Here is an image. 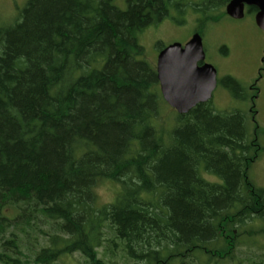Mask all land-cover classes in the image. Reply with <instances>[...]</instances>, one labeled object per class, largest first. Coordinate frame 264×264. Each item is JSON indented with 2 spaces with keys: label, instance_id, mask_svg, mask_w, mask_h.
<instances>
[{
  "label": "trees",
  "instance_id": "16d2710c",
  "mask_svg": "<svg viewBox=\"0 0 264 264\" xmlns=\"http://www.w3.org/2000/svg\"><path fill=\"white\" fill-rule=\"evenodd\" d=\"M169 8L27 0L11 21L0 12V264H264L251 176L261 77L250 94L221 81L252 94L248 112L210 100L160 121L171 106L141 33ZM107 179L120 188L100 204Z\"/></svg>",
  "mask_w": 264,
  "mask_h": 264
},
{
  "label": "rangeland",
  "instance_id": "374dc122",
  "mask_svg": "<svg viewBox=\"0 0 264 264\" xmlns=\"http://www.w3.org/2000/svg\"><path fill=\"white\" fill-rule=\"evenodd\" d=\"M26 1L27 0H0V12L2 19L5 20L4 22L11 21L17 14L18 9H20ZM190 1L198 2L202 0ZM121 5L123 8H126L125 3H122ZM217 12L224 15V11H222L221 8H218L217 11L209 13L216 15ZM193 15L194 14L190 13L189 17L187 18L186 16V18L192 20ZM224 19L225 17L221 18L218 22H209V20L205 21V23L209 22L207 28L208 41L218 38L219 33H221L219 28L222 25L224 26L232 24L233 27L238 30L237 32L246 33L247 35L243 42L233 41V43H235H232L233 50L231 57L234 59V64L233 61H223L221 57L222 54L220 56L214 52L215 50L209 48V50L213 51L210 52V57H212V61L216 63V68L220 78H224L226 75L234 77L250 94V92H252L250 86L254 81H256L257 78H259L258 75L260 67L264 66V30L257 25L255 14L252 12L247 11L243 18L233 19L232 23H229L230 19H228V21ZM191 30L192 24L190 22L181 33H175L169 26L163 27L162 30L155 28L154 25H149L146 27L144 29V32H146L141 33V38H143V41L147 44V49H145L147 60H149L152 65L155 66L157 48L152 45L153 40H157L161 42V44H168L173 40L184 41L190 35ZM238 45L244 47V50H246L244 54L241 52L240 46L238 47ZM242 54L244 56H241ZM258 85L260 90L258 97L256 98V108L258 110L257 119L261 126L264 127V71L262 72V76L258 81ZM251 95L245 99L237 98L233 95L232 90H230L222 82H219L214 92L212 103L218 111L240 109L242 111L248 112L252 102ZM174 117L175 112L173 111V108L166 106L160 121L167 119L169 122L174 123ZM171 125V123L168 124V126ZM206 176L209 177V175ZM251 176L258 185L264 187V154H262V156L254 164L251 170ZM119 188V183L112 180L107 179L99 182L96 187L99 203L104 204L113 201L118 193ZM82 262L83 258L79 254L66 259V264H82Z\"/></svg>",
  "mask_w": 264,
  "mask_h": 264
},
{
  "label": "water",
  "instance_id": "95a60500",
  "mask_svg": "<svg viewBox=\"0 0 264 264\" xmlns=\"http://www.w3.org/2000/svg\"><path fill=\"white\" fill-rule=\"evenodd\" d=\"M246 5L258 9L255 20L264 30V0H230L227 13L242 18ZM204 59V44L199 33L185 45L174 42L159 53L157 76L163 98L180 114L213 98L218 86V70L211 63L200 65Z\"/></svg>",
  "mask_w": 264,
  "mask_h": 264
},
{
  "label": "flooded vegetation",
  "instance_id": "af4514ba",
  "mask_svg": "<svg viewBox=\"0 0 264 264\" xmlns=\"http://www.w3.org/2000/svg\"><path fill=\"white\" fill-rule=\"evenodd\" d=\"M209 0H202V1H190V0H169L170 8L168 11V15L165 18L159 19L157 21H154L150 25H154L155 28L162 30L163 27H170L175 33H181L187 24L190 22L192 24V30L190 35L184 40H173L168 44H161V42L157 40H153L152 45H154L157 48V53L155 56L157 67L158 63V56L159 53L169 44H172L174 42H181L183 45H185L195 33H199L202 36L203 44H204V51H205V59L203 61H200L199 64L202 65L204 63H211L216 67V63L212 61V57H210V52H213L210 49L215 50L218 55L221 56L222 54V60L225 62H232L234 64V59H232V50L233 41L235 42H243L246 37V33H240L237 32L233 25H222L219 28V36L217 39L208 41L207 37V28L209 22H218L221 18L225 17L224 20L228 21L230 19L229 23L233 21V19H241V18H234L231 15L227 13V6L230 0H215L213 3L209 4ZM218 8H221L222 11H224V15L219 14L217 12L216 15H212L209 12L217 11ZM252 7L246 5L245 6V14L246 12H252L256 15V12L251 10ZM193 10V11H192ZM213 10V11H212ZM194 14L193 19L189 20L187 19L189 17V14ZM205 15V16H204ZM187 16V18H186ZM245 16V15H244ZM243 16V17H244ZM242 17V18H243ZM206 20H209L208 23H205ZM146 32V31H145ZM144 31L142 33H145ZM234 42V43H235ZM233 43V44H234ZM141 44L144 47V49H147V44L143 41V38H141ZM163 46V47H162ZM240 46L241 52L244 54L246 50H244V47ZM146 54V53H145ZM241 56H244V55ZM264 61V58H263ZM238 62V61H236ZM241 62V61H240ZM232 64V65H233ZM264 71V66L260 67L259 76H262V72ZM230 76L226 75L225 77ZM224 77V78H225ZM224 78H220L218 75V84L221 83ZM255 82V81H254ZM252 88V84L250 86Z\"/></svg>",
  "mask_w": 264,
  "mask_h": 264
}]
</instances>
